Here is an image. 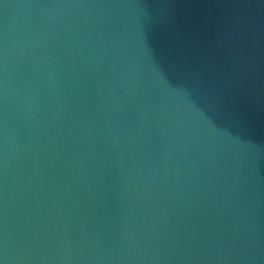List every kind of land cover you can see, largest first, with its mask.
<instances>
[{
	"label": "water",
	"instance_id": "95a60500",
	"mask_svg": "<svg viewBox=\"0 0 264 264\" xmlns=\"http://www.w3.org/2000/svg\"><path fill=\"white\" fill-rule=\"evenodd\" d=\"M0 264H264V0H0Z\"/></svg>",
	"mask_w": 264,
	"mask_h": 264
}]
</instances>
